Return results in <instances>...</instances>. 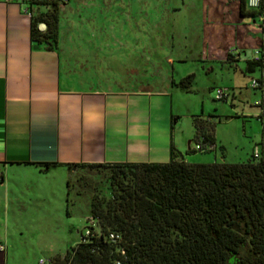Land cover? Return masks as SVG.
<instances>
[{"label":"crops","instance_id":"0c3cea01","mask_svg":"<svg viewBox=\"0 0 264 264\" xmlns=\"http://www.w3.org/2000/svg\"><path fill=\"white\" fill-rule=\"evenodd\" d=\"M136 1L80 0L78 11L63 0L57 45L46 48L30 37L29 1L0 0V264H29L9 260V225L19 223L33 198L44 203L51 197L54 177L67 181L66 163L165 162L171 145L191 162L174 133L165 88V64L173 61L162 43L150 45L158 26L126 23ZM112 12L123 22H102ZM76 15L73 36L67 28ZM251 21L261 22L257 16ZM254 31L264 49V27ZM150 80L158 86L150 87ZM214 143L216 152L215 134ZM45 162L53 165L44 168Z\"/></svg>","mask_w":264,"mask_h":264},{"label":"trees","instance_id":"16d2710c","mask_svg":"<svg viewBox=\"0 0 264 264\" xmlns=\"http://www.w3.org/2000/svg\"><path fill=\"white\" fill-rule=\"evenodd\" d=\"M28 1L31 10L32 4L44 7L35 14L30 11L31 39L46 48L56 47L63 0ZM239 12L259 17L264 27V0L256 8L239 0ZM40 22L45 23L42 29ZM233 58L228 52L225 60ZM262 64L261 54L259 60L248 61L247 68ZM192 79L190 73L177 84L188 91ZM193 125L195 143H214L211 114L195 115ZM192 150L197 149L189 146L186 151ZM65 166L70 171L106 170V193L91 197L90 233L82 232L83 240L51 256L50 264H264V158L260 155L241 162H187L171 145L165 162ZM66 187L68 206V179ZM110 232L118 236L112 238Z\"/></svg>","mask_w":264,"mask_h":264},{"label":"rangeland","instance_id":"374dc122","mask_svg":"<svg viewBox=\"0 0 264 264\" xmlns=\"http://www.w3.org/2000/svg\"><path fill=\"white\" fill-rule=\"evenodd\" d=\"M79 2L70 0L78 11L82 7ZM136 2L126 23L135 25L139 20L138 23L146 22L151 28L158 26L159 30L154 27V32L150 33V45L153 41L156 46L162 43L165 58L170 57L173 61L165 64L169 81L165 88L171 94L173 118H176L174 133L184 156L191 162H241L257 151L264 158V49L261 37L254 31V28L262 31L261 23L252 22L253 17L240 14L239 0ZM105 18L102 22H123L117 12L109 14L106 21ZM78 20L77 15L70 18V28L67 29L80 24ZM86 20L84 22L88 23ZM69 34L75 36V30H70ZM155 48L150 47L151 56ZM255 49L262 51L263 64L248 69L247 62L253 60ZM219 50L223 51L222 55ZM230 51L234 56L230 61L232 64L225 60ZM236 63L238 67L234 68ZM190 73L193 74L188 87L191 90L186 91L177 82ZM253 79L258 80L256 86H252ZM149 86L156 88L158 84L150 80ZM218 87L224 89L226 98H216ZM260 112L263 113L261 116ZM209 114L214 124L217 151H186L188 140L192 148L195 146L194 116L207 117ZM220 148L224 149V155ZM107 174L103 169L71 170L68 206L65 179L54 177L51 197L44 203L33 198L19 223L9 225V260L37 264L39 257L49 259L56 253L63 254L79 241L89 225L92 195L106 193L104 179ZM27 218L36 220L29 222Z\"/></svg>","mask_w":264,"mask_h":264},{"label":"built area","instance_id":"2783aa9c","mask_svg":"<svg viewBox=\"0 0 264 264\" xmlns=\"http://www.w3.org/2000/svg\"><path fill=\"white\" fill-rule=\"evenodd\" d=\"M247 6L250 8H256L260 5L261 0H246ZM25 11H27L30 14V11L28 10V7H25ZM39 28H44L45 27V23L44 22H40L39 23ZM231 52V51H230ZM232 53V52H231ZM233 55V53H232ZM234 57V56H233ZM261 58V51L259 49H255L254 50V57L253 60H259ZM258 80L253 79L252 80V86H256L257 85ZM216 98L217 99H221V98H226V94L224 93V89L222 87H218L217 91H216ZM215 147V143H203V142H198L195 143V146L193 147V149H197V150H209V149H213ZM254 156H258V152L254 151L253 152ZM89 223H92V220L89 219ZM90 233V228L86 227L85 232L83 233V235H87ZM109 236L114 238L117 237L118 234L114 233V232H110ZM81 239L83 240V237L81 236ZM37 264H50V259H46L44 257H39L38 259V263Z\"/></svg>","mask_w":264,"mask_h":264},{"label":"water","instance_id":"95a60500","mask_svg":"<svg viewBox=\"0 0 264 264\" xmlns=\"http://www.w3.org/2000/svg\"><path fill=\"white\" fill-rule=\"evenodd\" d=\"M176 121V118H173V122H175Z\"/></svg>","mask_w":264,"mask_h":264}]
</instances>
